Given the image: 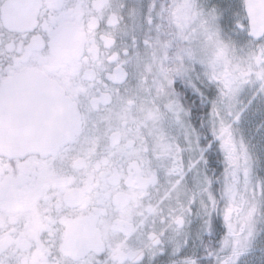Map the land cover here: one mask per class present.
<instances>
[{"label": "snow or ice", "instance_id": "snow-or-ice-1", "mask_svg": "<svg viewBox=\"0 0 264 264\" xmlns=\"http://www.w3.org/2000/svg\"><path fill=\"white\" fill-rule=\"evenodd\" d=\"M0 264H264V0H0Z\"/></svg>", "mask_w": 264, "mask_h": 264}]
</instances>
